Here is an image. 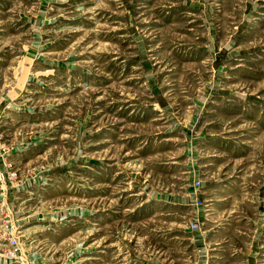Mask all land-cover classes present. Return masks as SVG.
Wrapping results in <instances>:
<instances>
[{"label": "rangeland", "instance_id": "1", "mask_svg": "<svg viewBox=\"0 0 264 264\" xmlns=\"http://www.w3.org/2000/svg\"><path fill=\"white\" fill-rule=\"evenodd\" d=\"M0 264H264V0H0Z\"/></svg>", "mask_w": 264, "mask_h": 264}]
</instances>
